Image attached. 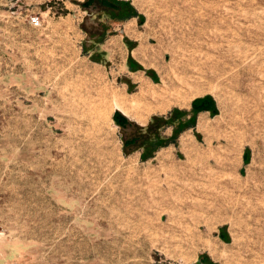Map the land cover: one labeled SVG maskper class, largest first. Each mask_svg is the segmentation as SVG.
<instances>
[{
	"label": "rangeland",
	"instance_id": "1",
	"mask_svg": "<svg viewBox=\"0 0 264 264\" xmlns=\"http://www.w3.org/2000/svg\"><path fill=\"white\" fill-rule=\"evenodd\" d=\"M124 1L0 0V264H264V0Z\"/></svg>",
	"mask_w": 264,
	"mask_h": 264
},
{
	"label": "trees",
	"instance_id": "2",
	"mask_svg": "<svg viewBox=\"0 0 264 264\" xmlns=\"http://www.w3.org/2000/svg\"><path fill=\"white\" fill-rule=\"evenodd\" d=\"M109 1L108 3H103L107 5L106 9L111 12L114 17L125 19L137 15L136 9L126 1ZM88 49L87 47L85 50L88 51ZM96 59L99 60V58ZM129 62H131L132 69L143 68V65L139 62L132 63V56H129ZM212 107L213 99L211 96H203L196 97L193 100L191 109L174 106L167 113L153 114L147 125H138V131L131 135L123 136L124 151L128 153L134 149H141L143 159L152 157L159 148L168 145L170 142L176 141L181 131L186 127L196 125V117L200 109H212ZM114 118L117 123L124 127L132 122L127 115L119 110L114 113ZM172 124V133L170 135L165 134V128ZM202 258L201 262L203 261L204 264H217L215 261L209 259L208 255Z\"/></svg>",
	"mask_w": 264,
	"mask_h": 264
},
{
	"label": "built area",
	"instance_id": "3",
	"mask_svg": "<svg viewBox=\"0 0 264 264\" xmlns=\"http://www.w3.org/2000/svg\"><path fill=\"white\" fill-rule=\"evenodd\" d=\"M30 21L33 23V24H40L41 23V18L40 16L38 15V13H35L33 15L30 16Z\"/></svg>",
	"mask_w": 264,
	"mask_h": 264
},
{
	"label": "bare ground",
	"instance_id": "4",
	"mask_svg": "<svg viewBox=\"0 0 264 264\" xmlns=\"http://www.w3.org/2000/svg\"><path fill=\"white\" fill-rule=\"evenodd\" d=\"M166 92V90L164 91V93ZM162 93V92H161ZM145 94V93H144ZM148 94V93H147ZM151 94L152 93H150V99H152V97L154 98V99H157V100H161V99H158V98H162V99H164L165 98V96H163V95H161V94H158V95H155V94H152V97H151ZM167 98V97H166ZM168 99V98H167ZM157 100H155V101H157ZM170 101V100H169ZM168 104V103H167Z\"/></svg>",
	"mask_w": 264,
	"mask_h": 264
},
{
	"label": "crops",
	"instance_id": "5",
	"mask_svg": "<svg viewBox=\"0 0 264 264\" xmlns=\"http://www.w3.org/2000/svg\"><path fill=\"white\" fill-rule=\"evenodd\" d=\"M144 124L146 123V122H143Z\"/></svg>",
	"mask_w": 264,
	"mask_h": 264
}]
</instances>
